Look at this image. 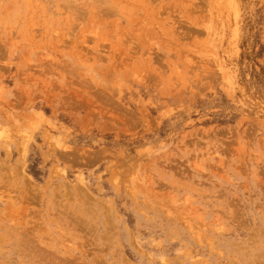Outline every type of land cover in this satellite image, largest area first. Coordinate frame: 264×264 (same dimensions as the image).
<instances>
[{
  "label": "rangeland",
  "instance_id": "obj_1",
  "mask_svg": "<svg viewBox=\"0 0 264 264\" xmlns=\"http://www.w3.org/2000/svg\"><path fill=\"white\" fill-rule=\"evenodd\" d=\"M0 264H264V0H0Z\"/></svg>",
  "mask_w": 264,
  "mask_h": 264
}]
</instances>
